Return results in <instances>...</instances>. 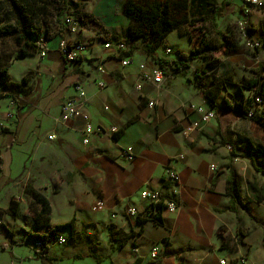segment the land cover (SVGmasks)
<instances>
[{"label":"crops","instance_id":"0c3cea01","mask_svg":"<svg viewBox=\"0 0 264 264\" xmlns=\"http://www.w3.org/2000/svg\"><path fill=\"white\" fill-rule=\"evenodd\" d=\"M227 1L232 5L225 11H231L237 25L243 18V2ZM123 2L120 15L112 19L102 18L97 7L80 6L96 20L78 18L76 32L61 24V33L45 41L43 55L36 49L16 58L14 40L0 38V64L7 63L10 80L20 84L13 93L0 86V264H221V260L264 264V200L255 201L247 187L253 178L257 185L264 182L260 171L264 170V130L255 121L262 108L254 118H247L227 106L240 96L253 95L254 87L238 85L264 74V46L254 57L243 36L240 50L230 48L235 44L232 40L223 47L224 67L211 68L200 79L205 88L218 78L226 80L216 106L210 107L195 85L192 68L176 69V54H169L170 50L166 55L164 49L173 45L168 41L171 32L155 51L163 64L147 55L138 40L130 45L125 41L129 19L122 14ZM263 35L264 8L255 9L248 37L262 43ZM61 40L81 41L86 48L69 62L58 50ZM116 41L126 42L129 52H117ZM105 42L112 46L105 48ZM124 55L133 63L122 66ZM139 63L157 67L168 77L159 87L147 82L137 90ZM100 81L103 87L98 86ZM76 82L84 92L82 111L89 123L93 128L113 126L115 133H93L83 143L81 118L55 120L61 105L77 95ZM148 100L155 101L153 107L147 106ZM190 104L210 108L215 116L186 132L199 118ZM7 112L12 115L6 116ZM127 146L132 148L131 161L119 157ZM167 166L179 174L177 209L160 210L158 223L154 220L158 217L145 216L139 193L148 188L169 196L163 182ZM231 174L239 180L242 198L233 210L226 195ZM32 191L47 203L46 221L37 223L34 218L39 201ZM99 200L103 208L92 211ZM12 202L17 205L16 216L10 212ZM127 206L136 207L142 219L128 218ZM71 220L73 228L58 235L64 244L51 235L41 250L34 247L32 235H45ZM110 227L130 234L121 247L111 248ZM85 235L91 236L90 241Z\"/></svg>","mask_w":264,"mask_h":264},{"label":"trees","instance_id":"16d2710c","mask_svg":"<svg viewBox=\"0 0 264 264\" xmlns=\"http://www.w3.org/2000/svg\"><path fill=\"white\" fill-rule=\"evenodd\" d=\"M87 1V0H86ZM187 0H182L180 7L185 9ZM197 3L201 8V13L209 17V22L214 27L216 40L214 42L200 39L196 47L187 52L182 50L176 51V60L173 61L175 68L188 67L190 61L195 59L208 58L223 49L227 45L224 33L216 29V18L232 5L227 0H189ZM188 2V1H187ZM170 0H124L122 5V14L129 19L127 26L126 42L129 44L138 40L142 50L153 58L156 63L163 64L165 60L155 55L157 48L164 42L167 34L176 29L178 25L186 21V17L177 18L174 15V9L171 7ZM65 12H72L81 21L84 17L94 22L92 15L87 14L77 5V0H0V38L10 37L17 46L16 58L26 56L36 49H43L44 44L39 42L40 38L45 41L61 33V15ZM262 45L264 46V35L261 36ZM130 45V44H129ZM131 47V46H130ZM131 49V48H130ZM129 52V51H128ZM213 68V67H211ZM27 75L23 77L21 84L27 80ZM210 87L205 88L201 80H196L195 85L200 89L202 96L207 100L210 107L216 106L217 96L224 87L226 80L217 79ZM20 84L10 80L7 74V63L0 64V86L2 89L13 93L14 88ZM239 88H255L252 96H240L237 101L228 107H232L241 116H246L247 112L254 105V98L260 96L264 101V74L256 78L245 79L238 85ZM261 115L255 118L256 123L264 130V104L261 107ZM252 160V159H251ZM255 170L259 171L258 168ZM264 176V170H260ZM249 181L247 187L253 198L257 202L264 200V182L257 185ZM226 195L229 197V209L233 210L234 204H242L240 195V183L238 178L231 174L227 181ZM34 198L39 201V206L35 210L34 218L36 222L46 221L48 219V206L45 200H41L36 192L32 191ZM10 212L16 216L17 205L11 203ZM160 222V219H154ZM74 220L67 223L59 224L47 231L45 235H32L36 240H41L45 247L46 239L49 236H58L62 230L73 228ZM130 234H124L114 227L109 228V238L113 243L112 249L121 247ZM90 241L91 236L85 235ZM42 247V248H43ZM89 248L92 244L89 243ZM40 257H45L40 253ZM133 264H137L134 262ZM230 264H235L231 261Z\"/></svg>","mask_w":264,"mask_h":264},{"label":"built area","instance_id":"2783aa9c","mask_svg":"<svg viewBox=\"0 0 264 264\" xmlns=\"http://www.w3.org/2000/svg\"><path fill=\"white\" fill-rule=\"evenodd\" d=\"M243 2V18L237 22V26L240 30L241 35L246 39L245 45L248 50H250L253 54L255 51L262 46V43L259 40H253L248 37L249 28L251 25V15L255 9H260L264 6V0H242ZM78 18L76 15H73L72 12H65L61 15L60 24L67 26L71 32H76L78 30ZM39 42L41 44L45 43V40L40 38ZM111 42H105L104 47L110 48ZM86 48V44L81 41H72L67 42L66 40H61L58 44V50L61 56L69 62L74 61L78 55ZM114 48L117 52L125 53L129 50V47L124 41H116L114 42ZM165 53H169L170 49L165 48ZM40 54H44V48L40 49ZM120 63L122 66H127L133 63V59L124 55L120 58ZM102 68L100 67V71ZM137 78L139 82L135 84V88L137 90L141 89L142 83H151L155 87H159L162 82L168 77L163 74L161 69L157 67L149 68L145 63H139L137 65ZM99 87H103V82H98ZM74 90L77 95L68 98L60 108L59 117L55 118L56 121H67L73 117H79L85 122V134L86 136L83 139V143H87V136L90 134H113L116 132V128L111 126L109 128H102L93 126L89 123L88 115L82 111V105L84 101V92L82 90L81 84L76 82L74 84ZM155 104L154 100H148L147 106L153 107ZM264 104L263 99L260 96H256L254 98V105L247 112V118H254L258 109H260ZM190 109L196 112L199 115V118L193 122H191L186 128L185 131L189 132L191 130L197 129L200 126V123L207 122L209 119L214 118L215 113L210 110V108H205L202 105H194L190 104ZM11 112H7L6 116L10 117ZM50 139L53 138L52 135L48 136ZM119 157L126 161H131L133 159L132 148L131 146H127L123 150H121ZM178 159L182 158V155H178ZM163 182L168 185V189L170 190L169 196H163L158 190L145 188L140 191L139 197L145 203V216H151V218H159L158 213L161 210H166L167 212H175L177 209V204L175 202V194L177 192L176 186L179 182V174L176 169L172 166H167L164 169L163 173ZM103 208L102 201H96L92 206V211H98ZM125 215L132 219L133 221H138V219H142V213L134 206H127L125 209ZM114 215H112L113 217ZM56 241L59 245L64 244L65 239L62 236H57ZM34 247L37 250H41L43 247V243L41 240H35ZM155 249L151 252V257L155 256ZM221 264H224V261H220Z\"/></svg>","mask_w":264,"mask_h":264},{"label":"rangeland","instance_id":"374dc122","mask_svg":"<svg viewBox=\"0 0 264 264\" xmlns=\"http://www.w3.org/2000/svg\"><path fill=\"white\" fill-rule=\"evenodd\" d=\"M188 1V2H187ZM186 1L185 9L180 7L182 0H170L172 8L174 9V15L181 19L186 17V21L181 23L168 35V41L173 45H169L171 52L169 54H176L177 50H182L184 52L196 47L200 39H205L210 42L216 40V35L214 33V27L209 22V17H206L201 13V8H199L197 3H192L189 0ZM122 0H77L78 6H90L93 10L97 7L102 18L112 19V16H116L119 12ZM112 6V7H104ZM264 8V6L262 7ZM92 15L93 20H96L95 15ZM120 15V14H117ZM90 23L91 21L86 17ZM99 23V22H98ZM100 24V23H99ZM216 29L224 32L226 34L227 45L231 44V40L235 41L234 45H230L233 50H240L239 41L242 37L236 21L233 20L231 11L227 10L218 18H216ZM120 27V26H119ZM237 43V44H236ZM246 47V46H245ZM161 46L158 47V50ZM223 49L214 53L211 58H199L190 61L189 66L192 68L193 77L196 80H200L205 76L204 72L211 70V67L216 71H220L224 67V62L221 61L223 58ZM168 56V54L166 53ZM252 56V54H251Z\"/></svg>","mask_w":264,"mask_h":264}]
</instances>
